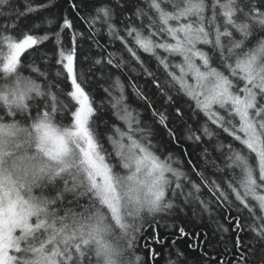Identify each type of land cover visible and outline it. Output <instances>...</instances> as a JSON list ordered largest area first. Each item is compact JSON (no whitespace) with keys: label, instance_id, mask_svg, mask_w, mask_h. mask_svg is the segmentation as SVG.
Returning a JSON list of instances; mask_svg holds the SVG:
<instances>
[{"label":"snow or ice","instance_id":"1","mask_svg":"<svg viewBox=\"0 0 264 264\" xmlns=\"http://www.w3.org/2000/svg\"><path fill=\"white\" fill-rule=\"evenodd\" d=\"M53 6L0 0V264H264V0H68L87 32Z\"/></svg>","mask_w":264,"mask_h":264},{"label":"trees","instance_id":"2","mask_svg":"<svg viewBox=\"0 0 264 264\" xmlns=\"http://www.w3.org/2000/svg\"><path fill=\"white\" fill-rule=\"evenodd\" d=\"M14 2L19 6V8L21 10L24 9V0H14ZM35 3H39L41 2V0H34ZM53 3V7H51V9L48 12H42L40 15L41 16H47L49 19H52L54 21L52 28H56L57 25V21L62 18L64 16V14L67 12L68 16L70 19H73L75 26L78 30H82L87 32V28L86 26L83 24V22L79 19H77L74 14L71 12V10L68 8V0H52ZM77 3H79V0H77ZM88 9L81 7V15H87ZM34 19L33 17H29L27 20L24 21V24L26 26H30V24L32 23ZM17 34H20L19 31L17 32ZM33 34L35 35H42L43 34V30H34ZM99 39L101 40L102 44H106L108 41V37L107 36H103V37H99ZM85 46H87V44H85ZM53 47L52 44L45 42L44 45L42 46L41 50H51ZM119 47V44L117 43L116 45L109 47V51H115L117 48ZM94 53L97 52V50H93ZM25 64H27L31 59L32 56L25 54ZM149 63H151V66L153 69L156 68V63L154 60L149 61ZM25 74H27V69H24ZM117 75L119 73H116ZM161 75H163V71L161 70ZM135 78V82L140 85L148 94L149 96H151L154 92V88L150 83H146V78L143 76H139V77H134ZM122 80L127 83L128 82V77L127 75L122 76ZM108 84H110V81L105 83V86H108ZM127 93L129 96V103L135 107L138 108L140 111L143 112V106L141 104V102L137 101L135 96L132 95V89L128 88L127 89ZM92 94L94 96V98L96 99L97 103L99 104V101L105 99V95L102 91V89L98 86V85H93L92 86ZM186 107V106H185ZM99 119H98V123L100 120H104V121H108L109 125L111 124L113 118L111 117V110L110 108H108L107 105L104 106V109H102L99 114ZM145 120H147V115H145L144 117ZM100 130L101 132L106 131L104 125L101 123L100 124ZM157 139H159V137H157ZM106 147H108L107 144H105ZM182 220L184 222V226L187 228L188 231L190 232H194V231H201V229L199 228V221L196 220L195 218L191 217V212L189 211L187 215L182 216ZM226 223V222H225ZM149 224H152V227H149ZM155 223L152 222L151 220H149L147 223H145V233H144V239L139 240L138 242V248H137V252L141 255V256H146L147 255V251L144 247L145 245V241H149V238L152 237L153 235V229L155 228ZM161 236L164 237L166 235L167 230L164 227H161L159 229ZM230 236V234H225V240H220L219 236L213 237L211 240V246L207 247L206 250L209 253V256L211 257H216L217 260L223 259L225 261H228L230 259H232L231 256V251L229 250H234L232 245L234 242L235 237L231 236V239H229L228 237ZM193 243H195V241H192ZM168 243H171V239L168 240ZM187 240H180L178 241L177 247L184 250V251H188L187 249ZM156 250L158 252H163L164 249H161L158 245H155ZM191 255L196 259V260H200L202 259L198 253H191ZM175 258L174 254H173V259ZM167 259V253L165 252V255L160 258L157 261V264H165V260Z\"/></svg>","mask_w":264,"mask_h":264}]
</instances>
